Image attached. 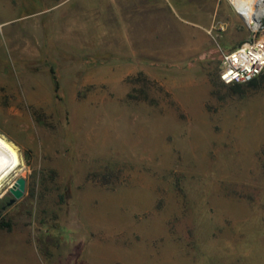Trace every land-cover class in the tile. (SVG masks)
Returning a JSON list of instances; mask_svg holds the SVG:
<instances>
[{"label":"rangeland","instance_id":"1","mask_svg":"<svg viewBox=\"0 0 264 264\" xmlns=\"http://www.w3.org/2000/svg\"><path fill=\"white\" fill-rule=\"evenodd\" d=\"M230 3L0 0V206L26 181L0 264H264V73L219 79L250 38ZM110 14L130 45H98Z\"/></svg>","mask_w":264,"mask_h":264},{"label":"built area","instance_id":"2","mask_svg":"<svg viewBox=\"0 0 264 264\" xmlns=\"http://www.w3.org/2000/svg\"><path fill=\"white\" fill-rule=\"evenodd\" d=\"M232 7L249 30L250 38L222 53L219 79L225 85L248 84L264 73V10L255 19V23H248L233 5Z\"/></svg>","mask_w":264,"mask_h":264},{"label":"crops","instance_id":"3","mask_svg":"<svg viewBox=\"0 0 264 264\" xmlns=\"http://www.w3.org/2000/svg\"><path fill=\"white\" fill-rule=\"evenodd\" d=\"M232 2L235 4V2L232 0ZM238 8V7H237ZM239 10V9H238ZM240 12V10H239ZM241 13V12H240ZM242 14V13H241ZM96 16V13H93V17ZM243 16V15H242ZM92 17V20H94ZM111 19L107 18V17H102V19L98 20L96 23L94 22L92 24V31L94 30H98V32L101 30L102 32L97 33V35H95V38H97L98 40H105V39H111V40H115L114 42H98L99 44H109V45H130L127 42V37H126V33H125V29H126V24L124 22V20L122 18L116 19L113 18L112 19V15L110 14ZM144 21L146 22L144 25ZM158 21H160V26L158 24ZM140 26H136L135 28L137 29H141L144 28L146 30H156L159 29V27L161 29H163L164 27V18L162 17V13H159L157 11V9H150V11L146 12L145 17L143 18L140 17ZM212 24V23H211ZM138 35V33H137ZM140 38V42L137 45H155V42L153 40H157L158 39V33L157 32H151V33H147L146 35H144L143 37H139ZM128 43V44H127ZM136 44V43H135Z\"/></svg>","mask_w":264,"mask_h":264},{"label":"bare ground","instance_id":"4","mask_svg":"<svg viewBox=\"0 0 264 264\" xmlns=\"http://www.w3.org/2000/svg\"><path fill=\"white\" fill-rule=\"evenodd\" d=\"M233 1L242 13L244 20L248 23H255V19L259 18L264 10V3H261V0ZM257 6L258 8L256 9ZM19 166L20 159L15 148L0 136V183Z\"/></svg>","mask_w":264,"mask_h":264},{"label":"water","instance_id":"5","mask_svg":"<svg viewBox=\"0 0 264 264\" xmlns=\"http://www.w3.org/2000/svg\"><path fill=\"white\" fill-rule=\"evenodd\" d=\"M25 184L26 181L23 177H19L13 185L9 188V193L12 196L10 201L8 202V206L15 203L17 200L21 199L25 192Z\"/></svg>","mask_w":264,"mask_h":264},{"label":"flooded vegetation","instance_id":"6","mask_svg":"<svg viewBox=\"0 0 264 264\" xmlns=\"http://www.w3.org/2000/svg\"><path fill=\"white\" fill-rule=\"evenodd\" d=\"M9 201H10V199H9ZM8 201V202H9ZM8 202H6L5 204H2L1 206H0V217L2 216V214H4V212H6V210L10 207V206H12V205H10V206H8Z\"/></svg>","mask_w":264,"mask_h":264},{"label":"trees","instance_id":"7","mask_svg":"<svg viewBox=\"0 0 264 264\" xmlns=\"http://www.w3.org/2000/svg\"><path fill=\"white\" fill-rule=\"evenodd\" d=\"M260 77V76H259ZM258 79V78H257ZM256 80V79H255ZM254 81V80H253ZM252 81V82H253ZM252 82H250V83H252ZM233 85H239V84H233ZM55 90H57V86H55ZM5 226V225H4Z\"/></svg>","mask_w":264,"mask_h":264}]
</instances>
